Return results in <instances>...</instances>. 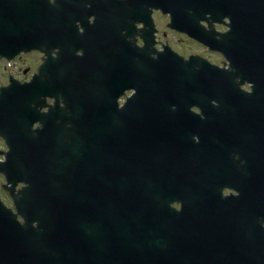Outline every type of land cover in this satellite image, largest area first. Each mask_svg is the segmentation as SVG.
Here are the masks:
<instances>
[{"label":"flooded vegetation","instance_id":"obj_1","mask_svg":"<svg viewBox=\"0 0 264 264\" xmlns=\"http://www.w3.org/2000/svg\"><path fill=\"white\" fill-rule=\"evenodd\" d=\"M47 2L50 6L37 0L29 18L37 47L12 60L0 57V61L25 60L19 71L29 79L22 83L38 76L51 93L57 82L62 86L65 80L68 105L59 94L58 100L46 97L42 111L57 102L85 111L88 127L97 129L103 144V157L108 140L115 139L119 145L130 134L147 137L146 155L153 168L150 187L161 197L171 191L172 199L158 208L155 205L166 201H153L143 217H138L137 210L131 226H126L134 230L135 239L150 240L155 222L225 223L233 226L230 234L234 237L245 234L252 196L264 190V90L257 105L251 101L233 105L227 98V103L220 99L203 104L198 82L203 64L198 62L207 60L222 69H229L230 63L222 52L208 50L209 45L183 30L194 22L214 30L221 39L230 29L229 18L210 25L190 9L186 11L189 17H173L165 6L168 0ZM22 8L20 0L5 5L0 22L7 32L25 27ZM202 49L217 59L203 55ZM14 75L10 70L9 82L16 79ZM193 80L194 91H187L186 81ZM241 89L253 93L248 83ZM116 179L119 182L118 173ZM96 193L100 195L101 190ZM206 214L210 216H202ZM96 228L99 234L91 242L93 247L74 251L77 260L73 264H112L115 255L125 251L104 247L121 230L118 221L103 218ZM126 251L131 254L132 249Z\"/></svg>","mask_w":264,"mask_h":264},{"label":"water","instance_id":"obj_2","mask_svg":"<svg viewBox=\"0 0 264 264\" xmlns=\"http://www.w3.org/2000/svg\"><path fill=\"white\" fill-rule=\"evenodd\" d=\"M12 1L0 0V17ZM20 1L27 18L23 30L9 33L0 22V57L9 60L37 47L36 31L29 21L37 0ZM43 2L50 6L47 0ZM168 3L165 6L173 17H189L186 11L190 9L210 25L212 21L230 20V29L221 39L214 30L198 23L183 27L212 50L222 52L230 63L229 69H222L198 62L203 64L198 76L202 103L211 105L212 100L222 99L221 103L238 106L250 101L257 105L264 90V0ZM61 82L63 85L57 82L52 93L46 91L50 87L43 86L38 76L25 84L11 79L9 86L0 88V137L8 146V151H0L5 156L0 173L6 177L4 188L16 209L15 213L0 198V264H73L77 260L74 251L93 247L91 242L99 234L96 226L103 218L122 226L116 238L104 245L107 250H125L115 255L112 264H264V190L252 196L250 222L239 237L231 235L233 226L225 223L155 222L150 240L135 239L134 230L126 226H131L137 210L138 217H143L153 201H166L155 205L158 208L172 199L171 191H164L161 197L150 187L153 168L152 159L146 155L149 141L138 134L124 136L119 145L115 139L108 140L103 157V144L97 129L88 127L85 111L73 105L62 107L58 102L48 112L41 111L46 97L58 100L59 94L68 105L70 92L65 80ZM193 83L186 81L187 91H194ZM244 83L251 85L252 94L241 89ZM19 184L25 186L17 192ZM240 227L242 231L243 225ZM127 248L132 249L131 254Z\"/></svg>","mask_w":264,"mask_h":264},{"label":"rangeland","instance_id":"obj_3","mask_svg":"<svg viewBox=\"0 0 264 264\" xmlns=\"http://www.w3.org/2000/svg\"><path fill=\"white\" fill-rule=\"evenodd\" d=\"M202 53L203 55L207 56V57H211L214 59H217L216 55H212L209 54L205 51V49H202ZM25 62L22 61L21 59H18L17 61H15L13 64H9L7 62H3L0 61V86L3 85H8L9 84V79H8V75L10 73V70L13 69L14 73H15V77L16 79L20 80L21 83L25 80H28L29 77H24L21 74V71H19L20 66ZM17 80V81H18ZM19 81V82H20ZM0 150H4L6 151V145L4 144L3 140L0 138ZM3 157L0 155V160H2ZM6 183L5 178L2 174H0V196L2 197V199L4 200V202L8 205L11 206V200L10 198L7 196L6 191H3L2 186Z\"/></svg>","mask_w":264,"mask_h":264}]
</instances>
